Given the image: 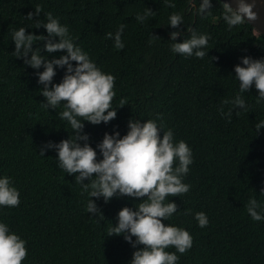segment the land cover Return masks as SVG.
Here are the masks:
<instances>
[{"label":"trees","instance_id":"trees-1","mask_svg":"<svg viewBox=\"0 0 264 264\" xmlns=\"http://www.w3.org/2000/svg\"><path fill=\"white\" fill-rule=\"evenodd\" d=\"M172 2L175 8L165 0H0V177H11L20 193L18 207L0 206V222L26 241L23 264H130L136 250L123 234L107 236L121 208L135 209V198L117 196L105 203L93 197L104 218L93 216L85 210L90 197L74 175L58 166L56 150L39 154L48 141L58 143L73 130L59 117L63 105L56 110L42 107L43 85L36 72L43 67L33 69L13 56L12 32L25 27L28 33L46 36L44 27L32 26L35 20L45 21L48 12L69 28L74 42L98 68L115 77L116 118L99 125L83 122L93 148L106 132L125 135L129 119H154L158 125L162 121L165 131L173 130L174 143L184 140L191 148L193 163L183 177L190 191L167 198L178 210L163 221L193 237L189 251L177 252V264H264V220L253 221L245 207L252 197L264 205V127L255 130L264 120V101L256 103L254 85L239 93L234 71L244 56L264 59V35L247 21L229 29L221 0H211L212 9L203 14L198 11L201 0ZM37 5L43 12L26 19ZM146 8L155 15L137 22V13ZM172 13L183 17L179 28L168 25ZM121 24L126 25L125 47L118 50L106 34H115ZM193 30L209 36L203 59L171 50V32H181L177 42H182ZM152 34L160 38L150 40ZM43 43L33 47L42 48ZM42 54L52 59L66 52ZM64 74L65 69L57 67L53 83ZM237 94L248 111L234 109L229 121L219 109ZM228 107L223 105L224 111ZM200 211L208 217L207 227L201 228L195 219Z\"/></svg>","mask_w":264,"mask_h":264},{"label":"clouds","instance_id":"clouds-1","mask_svg":"<svg viewBox=\"0 0 264 264\" xmlns=\"http://www.w3.org/2000/svg\"><path fill=\"white\" fill-rule=\"evenodd\" d=\"M165 4L171 8L176 6L172 0H165ZM253 7L254 4L246 0H236V7L223 2L222 15L228 28L255 21L257 13ZM211 9V0H201L200 13H209ZM41 12L43 9L37 5L35 13L29 12L25 17L33 20L34 14L39 16ZM154 15L153 10L146 8L143 14L137 13L135 19L143 23ZM44 16L45 21L35 20L32 27H44L47 35L28 33L25 27L14 30L12 40L15 50L12 53L33 69L43 67V71L36 72L38 84L43 85L40 89L45 98L42 107L56 110L63 105L59 117L68 122L73 135L58 143L48 141L39 154L44 156L47 150H56L58 166L68 175H74L75 182L90 197L85 210L93 216L104 218L93 197H102L105 203L117 196L138 201L135 209L127 206L121 208L118 222L107 229V236L123 234L124 239L136 249L130 264H177L180 258L177 252L185 254L189 251L193 246V237L186 229L163 221H168L178 210L174 201L166 202L167 198L180 197L190 191L191 186L183 182V177L193 163L191 148L184 140L174 143L173 130L169 128L165 131L162 121L158 125L154 119H129L125 135L121 136L119 131L104 134L102 141L96 145L102 155L101 159H97L96 148L90 145L83 122L99 125L116 118V108L113 107L115 77L97 67L88 53L74 42L69 28L62 25L59 18L51 12L44 13ZM181 23L183 17L179 13L170 15L168 25L172 28H179ZM125 27L121 24L115 34H106L107 39L114 40V47L118 50L125 47L122 42ZM180 35L182 33L179 31L170 33L174 53L198 59L208 55L204 50L209 42L207 34H197L193 30L189 39L177 42ZM158 38L152 34L150 40ZM40 41L44 42L42 48H34L33 45ZM42 50L45 53L62 51L66 54L48 59ZM241 60L242 65L237 64L234 69L239 93L248 92L254 85L258 91L256 103L260 104L264 101V59L244 56ZM57 67L65 69V74L59 83H53ZM124 105L125 101L121 100L119 107ZM223 105H229L227 111H224ZM236 108L248 111V105L240 94L234 99L224 100L219 111L230 121ZM236 115H239V111H236ZM262 127L264 120L255 124L256 132ZM161 129L164 130L162 137ZM85 180L88 182L85 183ZM19 205L20 193L13 186L12 178L0 177V206L14 208ZM245 207L253 221L264 220V205L255 197L250 198ZM195 219L201 228L209 224L207 215L202 211L195 213ZM169 248L176 251H166ZM27 255L26 241L11 232L6 223L0 222V264H23Z\"/></svg>","mask_w":264,"mask_h":264},{"label":"water","instance_id":"water-1","mask_svg":"<svg viewBox=\"0 0 264 264\" xmlns=\"http://www.w3.org/2000/svg\"><path fill=\"white\" fill-rule=\"evenodd\" d=\"M223 2L230 3L233 7H236V0H221ZM246 2L253 3V11L257 13V19L250 22L256 32L264 35V0H246Z\"/></svg>","mask_w":264,"mask_h":264}]
</instances>
